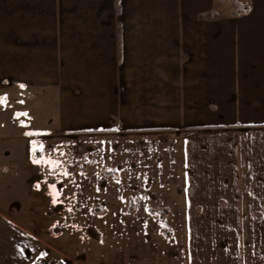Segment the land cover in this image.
Segmentation results:
<instances>
[{
	"label": "crops",
	"instance_id": "crops-1",
	"mask_svg": "<svg viewBox=\"0 0 264 264\" xmlns=\"http://www.w3.org/2000/svg\"><path fill=\"white\" fill-rule=\"evenodd\" d=\"M0 146L11 264H264V0H0Z\"/></svg>",
	"mask_w": 264,
	"mask_h": 264
},
{
	"label": "rangeland",
	"instance_id": "rangeland-1",
	"mask_svg": "<svg viewBox=\"0 0 264 264\" xmlns=\"http://www.w3.org/2000/svg\"><path fill=\"white\" fill-rule=\"evenodd\" d=\"M21 116L17 115L14 118V121H20ZM21 152L13 147L11 148V150H9V147H7V149L5 147H1L0 146V163L2 161V159H4L5 157L8 158L7 161L10 162V159L14 160L15 158L17 159L20 156ZM13 163V162H12ZM15 164V161L13 163V168ZM18 164V163H17ZM1 166V171H5L6 168L4 167V163L0 164ZM15 169V168H14ZM7 170H10L7 168ZM3 177H0V184L3 183ZM16 203V202H14ZM17 205L19 203H16ZM20 205V204H19ZM4 211V210H3ZM15 214L16 211H9V212H2L0 211V225L2 223H5V217L8 221H10L11 219H15ZM6 215V216H3ZM1 229V227H0ZM31 229L35 232L34 227H31ZM50 233H52L50 231ZM58 233V232H56ZM0 234H3L2 237H0V264H11L12 262H14L15 260H11V259H6V253H15V252H25L26 254H28V256H31L34 252H35V248L34 246H36L34 241H30L28 242V244L26 243L25 237L27 236H31L30 233H25V232H21L20 229H17L15 226L10 225L9 223L7 224V227L3 230V232H1ZM6 235V236H4ZM20 238H18L19 236ZM22 236V238H21ZM20 247V250H19ZM49 250V249H46ZM94 250H99V248H94ZM21 264V263H20Z\"/></svg>",
	"mask_w": 264,
	"mask_h": 264
},
{
	"label": "trees",
	"instance_id": "trees-1",
	"mask_svg": "<svg viewBox=\"0 0 264 264\" xmlns=\"http://www.w3.org/2000/svg\"><path fill=\"white\" fill-rule=\"evenodd\" d=\"M244 11H245L244 7L241 6V5H238V8H237V10L235 12V15L237 16V15L243 13Z\"/></svg>",
	"mask_w": 264,
	"mask_h": 264
},
{
	"label": "snow or ice",
	"instance_id": "snow-or-ice-1",
	"mask_svg": "<svg viewBox=\"0 0 264 264\" xmlns=\"http://www.w3.org/2000/svg\"><path fill=\"white\" fill-rule=\"evenodd\" d=\"M37 163H39V161H36Z\"/></svg>",
	"mask_w": 264,
	"mask_h": 264
}]
</instances>
